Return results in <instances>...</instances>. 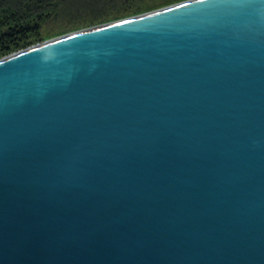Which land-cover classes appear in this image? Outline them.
<instances>
[{"label":"water","instance_id":"1","mask_svg":"<svg viewBox=\"0 0 264 264\" xmlns=\"http://www.w3.org/2000/svg\"><path fill=\"white\" fill-rule=\"evenodd\" d=\"M0 264H264V0L0 59Z\"/></svg>","mask_w":264,"mask_h":264},{"label":"rangeland","instance_id":"2","mask_svg":"<svg viewBox=\"0 0 264 264\" xmlns=\"http://www.w3.org/2000/svg\"><path fill=\"white\" fill-rule=\"evenodd\" d=\"M84 1L85 0H73L71 3L66 2L64 5L65 9L61 10V14H55L47 19L40 32L41 35L40 39H38L40 40L39 42L35 41L34 44L28 46L27 48L20 49L14 53L74 32L121 21L134 17V15L139 16L147 14L182 2H186L188 0L179 2L176 0H110L107 3L104 1L101 7L95 8V12L89 11L90 9L87 6L88 1ZM152 6H156L157 8ZM147 8H150V11H146L145 9ZM138 9L143 11L142 14L136 15L135 11ZM7 56L1 55L0 59Z\"/></svg>","mask_w":264,"mask_h":264},{"label":"trees","instance_id":"3","mask_svg":"<svg viewBox=\"0 0 264 264\" xmlns=\"http://www.w3.org/2000/svg\"><path fill=\"white\" fill-rule=\"evenodd\" d=\"M71 1L73 0H0V56H7L27 48L35 41L39 42L40 32L47 19L55 14H61V10L65 9V3ZM85 1H88L89 11L95 12V8L110 0ZM142 10L135 11L136 15L142 14L144 11ZM145 10L150 11V8Z\"/></svg>","mask_w":264,"mask_h":264}]
</instances>
